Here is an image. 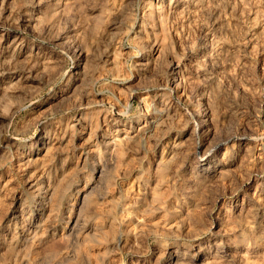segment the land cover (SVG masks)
Instances as JSON below:
<instances>
[{
    "label": "rangeland",
    "instance_id": "374dc122",
    "mask_svg": "<svg viewBox=\"0 0 264 264\" xmlns=\"http://www.w3.org/2000/svg\"><path fill=\"white\" fill-rule=\"evenodd\" d=\"M0 264H264V0H0Z\"/></svg>",
    "mask_w": 264,
    "mask_h": 264
},
{
    "label": "bare ground",
    "instance_id": "6f19581e",
    "mask_svg": "<svg viewBox=\"0 0 264 264\" xmlns=\"http://www.w3.org/2000/svg\"><path fill=\"white\" fill-rule=\"evenodd\" d=\"M151 2V1H150ZM153 4V3H152ZM151 5V4H150ZM155 5V4H154ZM153 5V6H154ZM148 6H149V4H148ZM156 6V5H155ZM166 7V6H165ZM149 8H150V6H149ZM159 8V7H158ZM157 8V9H158ZM164 8V7H163ZM160 9V8H159ZM150 10V9H149ZM164 11H166L165 9H163ZM157 11V10H156ZM152 12H154V11H152ZM159 12V11H158ZM151 13V12H150ZM155 13H157V12H155ZM155 13H154V15H155ZM167 12H165V14H166ZM163 14V13H162ZM152 15V14H151ZM163 16H164V14H163ZM163 18V17H162ZM165 18V17H164ZM5 36V35H4ZM13 37V36H12ZM5 39L6 40H8V41H10V44H11V46H13V47H17L18 45H19V41H20V36H19V34H16L14 37H13V39H11V34H8V35H6L5 36ZM160 41V40H159ZM160 47H161V43H159L158 41H157V43H155V45L152 47V52H153V54H155V53H157L158 51H159V49H160ZM168 69L169 70H171L172 71V74H171V78L167 81V83H164V86L165 87H167V88H170V90H171V92H169V98L167 97V98H164L165 97V95H167L168 93H166V91L162 88V92L164 93V94H162V97H163V100L162 101H160L161 102V106L163 107L162 108V110L163 111H165V115L167 116H169V114H170V106L172 105V103H170V102H173V104H177V105H179V104H182V101L184 100L183 98H182V100H181V97L180 96H178V93H179V89H180V86H181V73H180V71L178 72L177 70H178V62H177V60L173 57V58H171V61H170V63H169V65H168ZM177 71V72H176ZM168 92V91H167ZM88 96L87 97H91L90 96V93H88L87 94ZM92 95V94H91ZM161 97V98H162ZM203 98H201L200 100H199V102L197 103V104H193L192 106H191V109L189 110V113H190V116H199L200 117V120H199V122L197 123V125H196V128H195V132H197L198 133V130H200L201 128H203L204 129V127H206V125H207V123L209 122V112H207V110H206V101L205 102H203V100H202ZM170 101V102H169ZM185 102V101H184ZM208 102V101H207ZM206 103V104H205ZM207 105H209V104H207ZM210 108V107H209ZM173 109V108H172ZM184 109V108H183ZM212 110V109H211ZM163 111H161V112H163ZM176 111V110H175ZM174 111V112H175ZM188 111V110H187ZM172 112V111H171ZM211 112V111H210ZM188 115V114H187ZM212 115V114H211ZM170 116H172V115H170ZM178 116V115H177ZM190 116H187V118L188 117H190ZM156 118H160V120L161 121H163V114L162 115H158ZM166 118H168V117H166ZM169 118H171V117H169ZM106 120V119H105ZM106 121H102V123H98L96 126H95V128L96 129H99L100 127H102V124L103 123H105ZM147 123H148V121H146ZM117 124V123H116ZM161 124H162V122H161ZM132 127V126H131ZM145 127H146V125H145ZM126 133H127V131H126ZM139 134V133H138ZM95 135H97L98 136V133L96 134L95 133ZM197 135H199V134H197ZM99 137V136H98ZM116 139H113L112 141H111V143L110 142H108L105 138L103 139V137L101 138V139H98L97 140V142H95V144L96 145H107L108 147H109V145H111V146H113V147H115V152L117 153V155L119 156V157H123V155H124V151H125V149H124V146L122 145V142L124 143H126V144H128V142H130L131 140H134V137H129V135H126L125 137H123L122 139H119V142H118V138L117 137H115ZM121 142V143H120ZM124 143V144H125ZM75 150V149H74ZM74 153V152H73ZM115 153V154H116ZM115 154H113V155H115ZM74 155V154H73ZM98 156H100V157H98L99 158V160H101V154H100V152L97 154ZM60 154H58V156L57 157H59L60 158ZM118 156L116 157L115 156V158L117 159V162H118ZM81 156H79V158H80ZM114 157V156H113ZM87 157L86 158H84V162H86L87 161ZM123 159H124V157H123ZM123 159H119V160H123ZM103 160V159H102ZM119 163H121V162H119ZM78 165V164H77ZM93 166V169L92 170H96V167H94L95 165H92ZM92 172V171H91ZM86 179L89 181V180H91V176L88 174V176L86 177ZM56 185H58L57 183L55 184V183H53L52 181H51V178L49 179V178H45V177H39V178H37L35 181H34V184H33V186L34 187H37V189H39L40 190V188H42V189H47V191H46V194H45V196H43V197H41V200L39 201L40 203V209H39V211H38V213H37V218L35 219V220H31L29 223H27V226H28V228H26V224L25 225H23V228H26L25 229V236H26V238L28 239V240H31V241H39L40 240V238L44 235V234H47V233H49V231L48 230H45V231H41V225H40V223H42L43 221H44V219H45V217H46V215H47V213H48V210H49V204L51 203V201L54 199V197H55V194H57L56 193V188H58L59 187V185H58V187L56 186ZM56 198V197H55ZM38 200V199H37ZM88 201L89 202H91L92 201V199L89 197V194H86L85 196H84V198L82 199V206H86V204H83V203H88ZM54 202V201H53ZM82 206H81V208H82ZM70 206H68V208H69ZM76 208V207H75ZM81 208H79V212L78 213H76V219L73 221V222H71V228H69V230L68 231H66V233H65V236L67 237V238H70V240H72V239H74L75 238V240H79V239H81V237H82V234H83V232L82 231H77L76 229L78 228H76V226H77V223H78V221L81 219L80 217H81ZM71 210H74V207H71L70 208V211ZM85 210V209H84ZM68 211V210H67ZM85 212V211H84ZM67 213V212H66ZM70 213V212H69ZM85 219V218H84ZM83 219V220H84ZM38 220H40V222H39V224L37 225V223H36V221H38ZM63 220V219H62ZM88 220V219H87ZM70 222V221H69ZM68 222V223H69ZM85 222V221H84ZM65 223H66V221H65ZM88 223V222H87ZM22 228V229H23ZM64 229V228H63ZM115 230V229H114ZM113 230V231H114ZM113 233V232H112ZM55 234V233H54ZM20 238H21V236H20ZM19 238V239H20ZM25 238V239H26ZM22 239V238H21ZM24 239V238H23ZM20 241V240H19ZM80 241V240H79ZM23 242V241H22ZM17 243H18V241H17ZM21 244V243H20ZM18 248V247H17ZM19 249V248H18ZM23 263V262H22Z\"/></svg>",
    "mask_w": 264,
    "mask_h": 264
}]
</instances>
